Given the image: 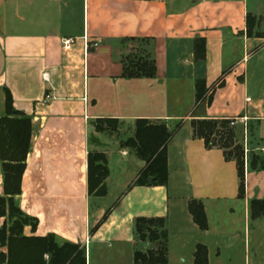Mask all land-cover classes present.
<instances>
[{
  "label": "crops",
  "instance_id": "crops-1",
  "mask_svg": "<svg viewBox=\"0 0 264 264\" xmlns=\"http://www.w3.org/2000/svg\"><path fill=\"white\" fill-rule=\"evenodd\" d=\"M263 7L264 0H0V117L8 92L31 120L21 193L13 198L36 220L24 234L80 245L87 264H133L135 219L164 218L168 264H193L198 244L209 264H264V218L249 215V203L264 198V170L245 164L239 199L235 163L206 149L190 125L235 120L245 151L255 143L264 159V39L244 35L246 15L259 19ZM197 37L205 40L199 62ZM127 38L152 40L154 78H121ZM197 80L214 86L209 105L195 102ZM100 119L116 120L117 130L96 132ZM138 119L170 130L181 123L166 148V187L132 186L144 163L122 144ZM94 152L107 160L104 197L87 192ZM190 200L202 202L206 231L193 223Z\"/></svg>",
  "mask_w": 264,
  "mask_h": 264
},
{
  "label": "trees",
  "instance_id": "trees-1",
  "mask_svg": "<svg viewBox=\"0 0 264 264\" xmlns=\"http://www.w3.org/2000/svg\"><path fill=\"white\" fill-rule=\"evenodd\" d=\"M247 38L264 39V31H258L264 24L262 17L257 19L246 15ZM124 42L131 46L128 53L119 60L125 79H152L155 77V60L152 53V40L147 38H127ZM195 62L205 59V40L197 37L193 41ZM220 81L217 86H221ZM211 88H206L203 80L195 82V102L209 105ZM10 94H5V114L0 117V166L2 174L3 196L0 197V264H87L84 247L61 240L54 234L44 237L26 236L24 228L31 227L33 232L36 220L27 217L14 204L13 198L21 193L22 176L26 168V159L31 142V120L13 108ZM227 119H192L190 122L193 138L202 140L206 149H217L224 160L234 162L238 178V198L245 194V164L248 170H264V159L252 154L245 155L243 144L236 138L234 127H229ZM178 123L170 130L165 123L138 119L134 124V134L122 146L133 151L144 163L132 186H167V144L180 128ZM117 121L100 119L96 121L98 133L115 132ZM108 176L107 160L101 153H89L87 156V192L89 196L104 197V181ZM193 223L200 231L208 228L207 217L201 201L190 200L187 205ZM107 213L91 230V234L103 224ZM251 220L264 218V198L249 203ZM135 242L148 241L153 247L133 254V264H168V231L164 218H136L134 221ZM193 264H209L207 247L198 244L193 253Z\"/></svg>",
  "mask_w": 264,
  "mask_h": 264
},
{
  "label": "rangeland",
  "instance_id": "rangeland-1",
  "mask_svg": "<svg viewBox=\"0 0 264 264\" xmlns=\"http://www.w3.org/2000/svg\"><path fill=\"white\" fill-rule=\"evenodd\" d=\"M258 31H264V24H261V26H260V28L258 29ZM122 47H123V50L124 51H122L123 53V55H126L127 53H128V49H130L131 48V46H129V45H127L126 43H122V45H121ZM255 146V143H252V145L251 146H249L248 145V147H247V150L245 151V154H246V156H247V158H249L250 159V156L252 155V154H256V155H260V156H262V153H260V152H258V151H253V147ZM134 250L135 251H141V252H144V251H146V250H148V249H150V248H152L153 247V244H150L148 241H144V242H135V245H134ZM111 250H109V252H110ZM106 256V255H105ZM108 256V255H107ZM109 257V256H108ZM111 262V264H114V262L113 261H110ZM110 264V263H109Z\"/></svg>",
  "mask_w": 264,
  "mask_h": 264
},
{
  "label": "built area",
  "instance_id": "built-area-1",
  "mask_svg": "<svg viewBox=\"0 0 264 264\" xmlns=\"http://www.w3.org/2000/svg\"><path fill=\"white\" fill-rule=\"evenodd\" d=\"M71 44H72V40L71 39H67V40L63 41V47L65 49H68ZM96 46H97L96 44L93 45V47H96ZM236 123H237V121L231 120L230 124H229V127H234Z\"/></svg>",
  "mask_w": 264,
  "mask_h": 264
}]
</instances>
